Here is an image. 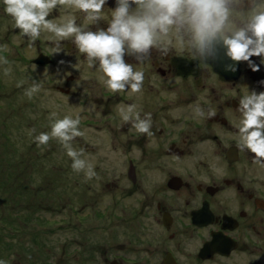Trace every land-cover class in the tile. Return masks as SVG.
<instances>
[{
	"label": "rangeland",
	"instance_id": "374dc122",
	"mask_svg": "<svg viewBox=\"0 0 264 264\" xmlns=\"http://www.w3.org/2000/svg\"><path fill=\"white\" fill-rule=\"evenodd\" d=\"M62 15L57 9L51 19ZM76 16L77 24L81 23L83 14ZM12 24L0 4V45L8 44L10 51L3 55L13 62L9 77L0 67V260L7 264H152V193L132 198L129 166L121 163L131 155L125 144L130 131L121 133L125 124L116 110L123 93L108 92L96 78L98 66L89 69L78 50L63 48L51 54L54 44L44 35L33 46L35 56H48L52 63L36 65L37 58L30 59L28 40L17 41L19 30ZM61 43L66 48L74 44ZM61 77L63 82L58 83ZM145 78L147 82L149 77ZM18 81L23 82L20 87ZM33 83L40 84L41 91L29 100L23 93ZM144 91L147 105L141 114H152V85L144 84ZM100 101L109 102L111 112L106 114ZM78 109L85 136L74 139L72 146L78 151L83 143L90 146L82 158L94 161L99 177L87 182L83 173L72 171L71 159L56 140L42 151L28 135L32 128L36 129L33 136L50 131L52 111L62 118L75 117ZM134 211L141 212L139 221L132 219ZM139 222L141 229L131 234Z\"/></svg>",
	"mask_w": 264,
	"mask_h": 264
},
{
	"label": "flooded vegetation",
	"instance_id": "af4514ba",
	"mask_svg": "<svg viewBox=\"0 0 264 264\" xmlns=\"http://www.w3.org/2000/svg\"><path fill=\"white\" fill-rule=\"evenodd\" d=\"M114 6L115 0H107L105 11ZM100 26L106 27V21ZM63 48L77 50L72 43ZM39 55L36 60L42 59ZM125 60L133 62L136 70L142 69L149 77L144 84L152 85L151 130L155 135L138 134L130 123L121 130L125 135L130 131L125 144L131 155L121 162L131 170L130 195L152 193V264H248L251 256L261 253L259 260L249 264H264V169L229 139L236 135L238 100L247 91H264L260 83L264 78L255 80L246 62H239L235 75L223 70L227 58L198 63L177 49L167 56L154 51L142 64L131 57ZM51 63L52 59L47 62L45 58L43 64H35L46 67ZM225 73L231 79L223 80ZM144 84L142 93L120 92L119 104L144 108ZM198 102L206 111L215 109L216 117L195 119L192 107ZM99 103L106 114L111 112L109 102ZM85 146V151L90 149ZM213 166L222 168L224 175L218 177ZM201 176H207L210 183H203ZM142 179L149 184L142 185ZM140 213L134 211L132 219L139 221ZM139 224L131 234L141 229Z\"/></svg>",
	"mask_w": 264,
	"mask_h": 264
},
{
	"label": "clouds",
	"instance_id": "9594fccd",
	"mask_svg": "<svg viewBox=\"0 0 264 264\" xmlns=\"http://www.w3.org/2000/svg\"><path fill=\"white\" fill-rule=\"evenodd\" d=\"M0 4L13 28L19 30L17 41L28 40L30 59L36 57L33 46L42 35L54 44L51 54L64 51L61 42L71 40L85 56L89 69L98 65L97 80L113 94L129 89V95L142 93L144 71L134 70L132 63L126 62V56L142 64L154 51L167 56L177 49L188 52L198 63L227 58L229 62L223 64L225 72L235 73L239 62H246L253 72L264 65V0H115L109 11H105L107 0H0ZM57 9L65 15L49 19ZM76 13L83 14L81 24H77ZM102 21H106V27L100 26ZM9 51L8 44L0 45V67L6 77L12 74L13 62L3 53ZM252 57H259L260 64ZM36 67L33 64L31 71H36ZM72 67L79 70V66ZM57 82L62 83L63 77ZM22 83L18 81L17 87ZM260 83L264 84V80ZM40 91L41 85L33 83L23 95L31 100ZM200 99L204 104L210 103ZM237 109L240 117L233 125L236 135L229 139L237 142L239 151L252 154V162L264 169V91H247L238 100ZM116 110L122 124L130 123L136 133L155 135L150 112L142 115V109L135 103L117 105ZM80 111L75 117L67 114L62 118L52 111L50 131L33 136L36 129L32 128L28 135L42 151L51 140H56L71 159L72 171L83 173L87 182L99 177L94 161L82 158L84 149L78 151L72 146L74 139L85 136L80 128ZM192 113L197 120L217 115L215 109L209 107L206 111L199 102L192 107ZM212 171L218 177L224 175L222 168L213 166ZM199 179L210 183L207 176ZM261 254L251 256L249 261L259 260ZM0 264L7 261L0 260Z\"/></svg>",
	"mask_w": 264,
	"mask_h": 264
},
{
	"label": "water",
	"instance_id": "95a60500",
	"mask_svg": "<svg viewBox=\"0 0 264 264\" xmlns=\"http://www.w3.org/2000/svg\"><path fill=\"white\" fill-rule=\"evenodd\" d=\"M46 58V61L47 62H49L50 61V59L48 58V57H42V59H38V60H35V63H38V64H43V59H45ZM255 63H257V64H260V60L259 59H256L255 60ZM238 69H237V71L235 72V75H237L238 74ZM251 75L254 77V79L255 80H261V79H263L264 78V66L263 65H261L260 66V71H257V72H251ZM231 77L232 76H229V75H227L226 73H225V76H224V79H226V80H229V79H231ZM82 148L85 150L86 149V146H85V144L83 143L82 144ZM129 176L131 177V170L129 171Z\"/></svg>",
	"mask_w": 264,
	"mask_h": 264
},
{
	"label": "trees",
	"instance_id": "16d2710c",
	"mask_svg": "<svg viewBox=\"0 0 264 264\" xmlns=\"http://www.w3.org/2000/svg\"><path fill=\"white\" fill-rule=\"evenodd\" d=\"M2 175L0 174V177H1Z\"/></svg>",
	"mask_w": 264,
	"mask_h": 264
}]
</instances>
